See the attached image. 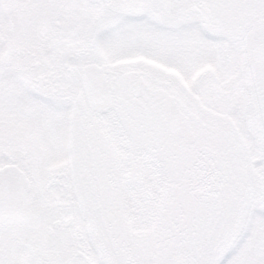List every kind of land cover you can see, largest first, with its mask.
<instances>
[{
  "label": "snow or ice",
  "instance_id": "obj_1",
  "mask_svg": "<svg viewBox=\"0 0 264 264\" xmlns=\"http://www.w3.org/2000/svg\"><path fill=\"white\" fill-rule=\"evenodd\" d=\"M0 264H264V0H0Z\"/></svg>",
  "mask_w": 264,
  "mask_h": 264
}]
</instances>
